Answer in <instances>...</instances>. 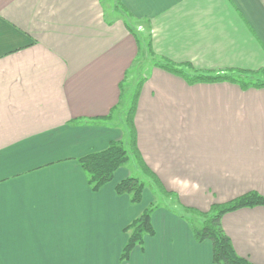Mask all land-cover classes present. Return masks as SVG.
<instances>
[{
  "label": "crops",
  "instance_id": "0c3cea01",
  "mask_svg": "<svg viewBox=\"0 0 264 264\" xmlns=\"http://www.w3.org/2000/svg\"><path fill=\"white\" fill-rule=\"evenodd\" d=\"M105 1L0 0V264H220L180 209L264 193V86L190 83L148 66L137 153L176 204L156 202L154 234L127 259L125 227L155 193L139 203L117 193L139 172L127 164L93 190L79 159L111 141L131 147L127 113L113 114L139 60L133 19L148 25L156 60L260 71L264 0H114L112 12ZM222 225L240 256L264 264V205L229 211Z\"/></svg>",
  "mask_w": 264,
  "mask_h": 264
},
{
  "label": "trees",
  "instance_id": "16d2710c",
  "mask_svg": "<svg viewBox=\"0 0 264 264\" xmlns=\"http://www.w3.org/2000/svg\"><path fill=\"white\" fill-rule=\"evenodd\" d=\"M151 55L154 56V53H152ZM138 62L139 60L137 61L136 65L138 64ZM155 64L173 71L180 76H183L190 83L218 82L230 80L233 82H238L243 88H247L250 86H264V81L258 82L257 80L254 81L253 79L250 81H240L234 75V73H264V69H261L260 71L241 70L238 72H213L196 70L194 71L195 73L190 74L186 71V69L181 67L182 65H184V67L187 66L189 68H192V65L190 63L180 65L168 59H165L162 61L157 60V63ZM136 65H133L132 68ZM129 72L130 70H128V74ZM121 89L123 97L124 83H122ZM137 96L138 93L134 94L133 103L127 111V122L130 125L131 131L130 144L136 153L138 151L136 148L135 130L133 127V113L135 110ZM111 114L112 113H110V115ZM136 155L139 158V162L142 168L150 177L155 180L160 190L176 198L174 193L169 192L165 189L159 177L143 162V160H141V158L139 157V153H137ZM79 161L88 174V181L90 186L93 190H98L114 178L115 172L120 167L126 165V163L129 161V153L123 141H111L105 149L92 151L89 154L81 157ZM145 187V181H142L136 176H129L119 181L116 184L115 189L119 194H129L132 203H139L142 200ZM156 202L158 201H154L150 205H148L139 216H137L125 227V231L128 233V239L122 250L121 259H127L130 255V252L136 245L142 246L146 235L154 234V228L151 218L153 210L159 206V203ZM256 205H264V193H260L256 190H250L230 200L213 203L211 207L205 211L195 207L183 206L185 211L198 213L203 217V220L195 219L186 212H184L186 214L182 216H184V218H186L191 224L192 231L196 240L211 241L213 246L212 258L214 262L220 264H255L246 257L240 256L236 252L231 238L224 230V227L222 225V217L229 211Z\"/></svg>",
  "mask_w": 264,
  "mask_h": 264
},
{
  "label": "rangeland",
  "instance_id": "374dc122",
  "mask_svg": "<svg viewBox=\"0 0 264 264\" xmlns=\"http://www.w3.org/2000/svg\"><path fill=\"white\" fill-rule=\"evenodd\" d=\"M105 3L109 4V11H113V4H114V0H106ZM132 20V19H131ZM133 22H136V24L134 25V30H136L141 38H140V44H141V50H140V54H138V59L139 62L138 64L133 67L129 74L126 76V79L124 80V90H125V95L124 98L122 100V103L120 105L121 108H119L116 112V115L119 118H121V115L124 116L125 118V113H127V111L129 110V108L131 107L132 103H133V97L134 94H137L140 92L141 86L143 85L145 79V74L147 71L148 66L150 65H155V63H157V56L154 54V56H151L148 53V49L147 47H149L150 50V29L148 27V25H146L145 21H136V20H132ZM142 23L143 27H139L138 23ZM153 62V63H152ZM152 63V64H151ZM182 68L186 69V71L190 74L195 73L194 71H196L195 69L189 68L187 66L184 67V65L181 66ZM203 71V70H201ZM213 72H217V71H213ZM231 72V71H228ZM235 77L240 80V81H250V80H257L258 82L264 81V73H246V74H235ZM229 82H233L230 80H226ZM238 83V82H236ZM239 84V83H238ZM125 124L127 125L128 122ZM129 125V124H128ZM127 134V133H126ZM127 140V139H126ZM124 145L126 147V149H128V153H129V161L126 163L129 167H132L133 170H136L135 172L139 171L138 173H136V176H138L139 179H141L142 181H145L146 187H145V192L148 189H151V191L153 193H155L156 196V201L158 202H162L164 204H172L174 206V199L172 196L168 197L166 195H164V192L160 190L159 186L157 185V183L153 180L154 184H150L149 181L147 179H149L147 176V174L143 173L140 169V166L138 164L139 160L138 158L135 156V154L133 153V151L131 150V147L129 146V144H127V141H124ZM163 192V194H162ZM176 204V203H175ZM183 212H186L187 214L191 215L192 217H194L195 219H199V220H203V217L200 216L198 213H192V212H188L185 211L183 208L180 209Z\"/></svg>",
  "mask_w": 264,
  "mask_h": 264
}]
</instances>
